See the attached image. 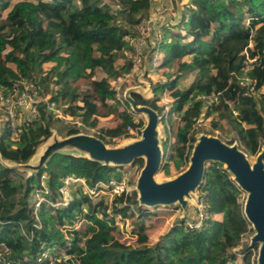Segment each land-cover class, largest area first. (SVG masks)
<instances>
[{
  "label": "trees",
  "instance_id": "obj_1",
  "mask_svg": "<svg viewBox=\"0 0 264 264\" xmlns=\"http://www.w3.org/2000/svg\"><path fill=\"white\" fill-rule=\"evenodd\" d=\"M151 8L152 0H19L12 5L0 0V82L6 87L18 79L32 82L40 98L54 102L63 117L78 118L94 128L104 144L129 137L127 126L139 127L140 122L127 110L129 102L118 99L112 80L131 71L133 60L124 51ZM4 10H8L5 16ZM162 29L157 70L168 69L169 73L166 78L156 75L151 95L130 89L129 97L159 116L166 138H170L166 158L175 167L187 163L196 142L193 125L201 115L209 118L212 113L217 116L212 128L224 121L246 151L257 154L264 144V61L262 69L253 67L247 72L255 81L254 91L252 81L242 84L238 76L245 73L246 53L249 57L264 54V0H186L178 21ZM119 60L120 66L116 64ZM46 63L50 66L43 70ZM97 70L105 76L96 77ZM188 72L193 73L190 82L175 90ZM165 89L175 90L168 110L160 104ZM213 94L217 102L204 106L200 95ZM172 115L181 121L173 134L167 125ZM108 116L117 123L99 126L100 119ZM53 117L40 101L35 118L21 114L16 132L7 121L3 123L0 264L235 262L234 249L252 230L239 201L240 187L221 162L213 161L204 168L197 187L199 200L209 213L200 227H189L181 216L155 242L126 244L118 237L115 216L127 219L136 214L133 223L140 228L143 241L145 221L155 212L138 204L136 190L111 195L109 204L91 197L98 191L108 192L104 185L110 181H120L122 166L54 151L25 176L22 168L13 167L31 164L39 157L40 147L62 134L60 129H52ZM76 134L79 130L72 126L62 137ZM143 165L144 158L137 157L130 169ZM162 172H168L167 163ZM68 176L84 183L68 186V201L63 205L60 188ZM216 214L221 218H213ZM255 248L256 244L243 247V264H253Z\"/></svg>",
  "mask_w": 264,
  "mask_h": 264
},
{
  "label": "rangeland",
  "instance_id": "obj_2",
  "mask_svg": "<svg viewBox=\"0 0 264 264\" xmlns=\"http://www.w3.org/2000/svg\"><path fill=\"white\" fill-rule=\"evenodd\" d=\"M10 1V5H12L14 2H17L19 0H9ZM185 2L183 0H152V8H151V12L149 17H145V19L149 18L146 23H143L142 25H139L137 27V31L138 34L131 40H129V49L124 51V54L131 58L133 60L134 66L132 67L131 71L127 74L122 75L120 78L116 79V80H112L113 82V86L116 90V96H119L120 98H123V93L128 89V88H132V89H138V90H144V92H148L149 95H151L149 92L151 87L150 85L153 84L156 80H157V74L158 76L160 75V77H164L166 78L167 74L169 73L168 69H163V71L161 70H157V68L151 67L152 65H150V63L148 62V60L146 58H148V48L150 45V40H153V37L155 35V31L153 30V28L156 27V25L160 26L159 20L160 21H166V20H171L170 18H172L174 20V22L178 21V18H176V16L173 14L175 13L178 8L180 7V5L182 4V2ZM108 2L112 3V0H108ZM8 10H4L2 12V15L5 16ZM156 23V24H155ZM148 28V30H147ZM159 28V27H158ZM163 30V29H162ZM143 39L145 41L142 42L140 44V50L142 53H139L137 50H135V46L138 45V41L137 40H141ZM257 52H260V49L257 50ZM261 54V60L259 63L257 62L256 65L254 67H256V69H262V66H260V64L263 65V61H264V54ZM260 54H258L260 56ZM140 57L141 61L137 63V58ZM179 61H177L178 63ZM116 64L118 66L121 65V60L117 61ZM48 66L46 64L43 65V70H47ZM148 71V72H147ZM248 71L250 70H245L244 74H242V76L240 77L241 80H243L245 83L249 82L251 80H253V78L247 74ZM101 76H105L104 73H101L100 70L96 71V77H101ZM193 76V73L188 72L185 75H183L180 79H179V83L176 86L177 88L175 90H180L182 89V87L186 86L191 78ZM243 77V78H242ZM247 78V79H245ZM84 81H80V83L82 84ZM175 90H168L165 92L166 95V99H163V95H162V100L160 101V104L164 105L165 110H168L170 108V104L172 103L175 94L173 92H175ZM201 96V95H200ZM128 111L131 112L132 116L134 117V120L136 122H140V126L138 127V133L136 135H131L129 137H119V138H115L111 141L108 142V144L106 145V149L109 153L116 151V150H120V149H126L128 147L131 146H136L139 144L143 143V136H142V131L146 126V122L149 123V115H145L143 113H139V112H135L133 111L131 108H127ZM60 111V110H59ZM61 112V111H60ZM101 112L103 113L104 111L101 110ZM25 114V113H24ZM0 115L2 120L0 121V133L2 130V126L4 121V115L1 114L0 111ZM54 116V115H53ZM174 116L173 118H169V120L167 121V125H168V130L171 134H173L175 132V130L177 129V127L181 124V121L179 120L177 115H172ZM21 117V115H20ZM55 118H59L60 121L55 120ZM158 118V128H157V139H158V143L156 144V141L153 139L154 141V145H157L162 153V157H161V162L159 165L158 170L156 171V173L153 175V181L156 185H161L163 183H167L170 181H173L174 179H176L178 176H180L189 166L190 164V157L187 163L180 165L179 167H175L174 165V161L168 160L165 156V152L166 149L169 147L170 145V138H166L167 136V131L164 130L163 132V128L161 126V121H159V116ZM166 117L163 118V122L164 125L166 126ZM217 116L215 113H212L211 116L209 118H205L202 115L199 117L198 121L193 125L194 127H196V142L195 144L198 142L200 136L204 135V136H214L219 138L221 141H223L224 143H226L227 145L230 146H236L240 151H242L245 156L246 159L248 160V163L250 165L254 164L257 159L259 158L263 164L264 167V144L261 148V150L255 154H249L246 149L244 148V146L242 145V143L240 142V140L238 139L235 131L233 129H230L229 126L227 125V123H225L224 121H222L221 123H219V125L217 127H213L212 128V120H216ZM169 121H172V123H170ZM52 129L56 130V129H60V131L64 132V130L66 128L75 126L78 130H79V134H87V135H91V136H95L96 130L94 128L88 127L86 125H84L80 119L72 117V118H68L67 116L64 115V117H59V116H54L52 119ZM2 123V125H1ZM99 126H113L114 125V119L112 117H109L106 121L103 119H100L99 121ZM63 132L60 136L55 137L56 139H62V135ZM164 134V136H163ZM55 136V135H54ZM98 138V137H97ZM51 142V141H49ZM49 142L45 143L43 145V147H40L38 149L37 153H40V151L42 150V148L45 147V145L49 144ZM228 142H231V144H228ZM194 144V145H195ZM58 152H63V153H71V154H75V155H83L86 156L88 158L100 161L101 163L104 164H112V165H119L122 166L125 170L123 172H121V176H124L126 178V185L128 187V189L130 190H136V185H137V180L140 174V171L142 168L135 166L133 168L130 169V160H119V161H115L116 163H114L112 160H108L106 159L103 151L101 150V148L99 147V145L94 142V141H75L72 143H67L64 145H60L57 146L55 148ZM192 154V151H191ZM190 154V156H191ZM144 157V159L147 160V156L146 155H142ZM38 157V155H37ZM34 157L33 161L31 164H36L38 162L39 157ZM37 159V160H36ZM215 161L214 159H207L204 162V168L207 167L211 162ZM164 163L168 164V172H162V165ZM223 166L227 169V164L224 163ZM23 170H21L20 172H24L23 176L29 174L27 172H32L31 169L27 168H22ZM232 178L235 180V174L233 171L227 169ZM26 173V174H25ZM22 176V177H23ZM202 180V179H201ZM237 183V182H236ZM240 187V186H239ZM75 186L73 187L74 190ZM241 193L239 195V201L242 203L243 207H244V203L245 200L247 199V196L249 195V192L244 190L243 188L240 187ZM105 191V190H104ZM198 191H197V186L188 193L187 196L183 197L185 200L184 205L182 206L179 201H175L172 202L170 204L168 203H160L157 205H162L159 208H156V205H149V204H145V203H140L138 198V204L142 205L143 207H155L156 209L151 210L153 212H155V214L152 217H149L146 221H145V226H144V231L142 230V236H145L146 239H144L143 241H141L140 236H139V232H140V228L137 226H134V218L136 216V214H134V217L132 218H122L119 216H115V221H116V225L118 227L117 232H118V237L121 241H123L126 244H132V245H137V244H141V243H153L155 242L159 236L161 234H163L164 232H166L171 226H173L175 224L176 221H178V218H180L181 216V211H184L185 213L182 214V218H186L188 222H193L194 218L196 217V213H197V207L200 204V200L198 197ZM31 197V196H30ZM91 197L94 198L95 201H98L99 198L103 199L105 202H107V204H109V198L111 197V194L108 192H95L93 194H91ZM32 199V197H31ZM30 201V200H29ZM135 208V206H133ZM132 208V209H134ZM135 212V211H134ZM180 216V217H179ZM188 216V217H187ZM82 221V220H81ZM78 224H80V222ZM250 223V228H251V232L245 234L242 237L241 240V244L236 247L234 250L236 251L237 254V259L235 260V262L233 264H243L242 261V256H243V247L245 245H252V244H256L257 248L252 250V256H251V260L253 264H257L258 263V251L259 248L262 244V241H258V242H253V237L254 235L257 233V230L254 228L253 224L251 222ZM84 224V223H83ZM80 226V225H79ZM82 226V225H81ZM60 264H68L65 261H60ZM74 264V263H71Z\"/></svg>",
  "mask_w": 264,
  "mask_h": 264
},
{
  "label": "water",
  "instance_id": "obj_3",
  "mask_svg": "<svg viewBox=\"0 0 264 264\" xmlns=\"http://www.w3.org/2000/svg\"><path fill=\"white\" fill-rule=\"evenodd\" d=\"M130 90L124 94V99L127 100L131 109L135 112H143L149 115V123H146L142 131L143 143L134 145L126 149H120L109 153L106 145L97 137L87 134H76L62 139H56L45 147L43 153L39 156L36 164H17L15 168H39L44 160L60 145L72 143L75 141H94L103 151L106 159L115 161L132 160L137 157L147 156L144 159V165L140 171L137 180V193L139 202L157 205L160 203H172L179 201L183 206L187 196L196 186L198 187L203 177L204 162L207 159H214L222 164H227V169L235 174V181L244 190L249 192L245 200L243 213L248 222H251L257 233L253 237V242L262 241L258 251V263L264 264V167L261 160L250 165L245 154L236 146H230L214 136H200L198 142L192 149L190 156V164L187 169L173 181L156 185L153 181V175L159 168L162 153L157 145H154L153 139L158 143L156 137L158 115L147 106H137L136 103L129 97ZM144 158V157H143Z\"/></svg>",
  "mask_w": 264,
  "mask_h": 264
},
{
  "label": "built area",
  "instance_id": "obj_4",
  "mask_svg": "<svg viewBox=\"0 0 264 264\" xmlns=\"http://www.w3.org/2000/svg\"><path fill=\"white\" fill-rule=\"evenodd\" d=\"M148 19L149 18L142 19L140 21L139 25L146 23V21ZM139 25H137V27ZM162 27H163V24L160 23V26L157 25L155 28H153V30L155 31V35L153 37V40L152 41L150 40V45H149V48L147 50L148 58H146V59L147 60L149 59L148 62L150 63V65H152L151 67H153L154 70H155V68H157V66L159 64V60H160V50H159L158 43L160 41V34L162 31ZM147 30H148V28H147ZM137 41L139 43L134 48H135V50H137L139 52L140 44L142 42L145 43V41L143 39L137 40ZM139 53H142V52L140 51ZM246 56H247V61H246L245 67H244V71L252 69L256 65L257 62L259 63V55L255 56V57H249L248 54L246 53ZM140 61H141V58L138 57L137 63ZM134 64L135 63H133V66H134ZM241 76L242 75L238 76V79H239L240 83H242V84L247 85L252 81L251 80V81L245 83L243 80H241V78H240ZM245 79H247V78H245ZM250 89H251V91L255 90V81H252V85H251ZM166 91H168V89H165L163 92V99L164 100L166 99V95H165ZM117 97L120 101H122L123 98H120L119 96H117ZM199 98L202 100V103L204 106L211 105V104L217 102V95L216 94L201 95ZM40 101L45 102L46 109L48 111H50L54 116H59V117L63 118V116L61 115V112L56 107L54 102L48 101L46 97H42V98L39 97L38 90L32 82H30L26 79H18V80H15L10 87H6L5 85H3L0 82V111H1V114L4 115V121L8 122V126L14 132H16V130L19 126V118H20V115L22 113H25L29 119H33L36 117L37 104ZM233 113L236 114V111L234 110ZM66 116L68 118H72V116H69V115H66ZM133 119H134V117H133ZM136 123H138V122H136ZM127 132L131 135H136L138 133V127L127 126ZM117 138H119V137H117ZM167 152H168V150L166 149V152L164 153L165 156H166ZM74 183H84V181L80 178H76V177H72V176H68L64 179V186L60 188V190L62 192V199L59 202L61 204L65 205L67 203L68 197H69L68 186H70ZM42 184H43V177H42ZM104 186L109 189V193L111 195H119L122 192L127 193L129 191V189L126 185V178L124 176H121L120 181L116 182V181L112 180L108 184H105ZM88 191L90 193L93 192L92 190H89V189H88ZM37 196H39V195H37ZM40 200H42V198H40ZM196 214L197 215L194 218L193 222H191V223L188 221L186 222V224L189 227H193V228L200 227L202 225V221L209 216L208 211L205 209V207L201 201H200L199 206L197 207V213Z\"/></svg>",
  "mask_w": 264,
  "mask_h": 264
},
{
  "label": "crops",
  "instance_id": "obj_5",
  "mask_svg": "<svg viewBox=\"0 0 264 264\" xmlns=\"http://www.w3.org/2000/svg\"><path fill=\"white\" fill-rule=\"evenodd\" d=\"M183 1H186V0H183ZM182 2V1H181ZM183 3V2H182ZM182 5V4H181ZM181 5H180V7L178 8V10L175 12V13H173L175 16H176V18L175 19H179V16H180V12H181ZM171 20H166V21H160L159 20V23H162L163 24V27H165V26H173L176 22H174V20L172 19V18H170ZM156 24V23H155ZM157 26V25H156ZM46 65L49 67L50 66V63H46ZM130 89H132V88H128L126 91H128V90H130ZM125 91V92H126ZM140 91H142L143 92V94H146V95H149V93L147 92H144V90L142 89V90H140ZM125 92L123 93V99H124V94H125ZM150 92V91H149ZM137 106H141V105H137ZM129 108H131V106H130V104H129ZM139 113H143V112H139ZM143 114H145V113H143ZM146 115V114H145ZM110 116H108V117H104L103 118V120H107L108 118H109ZM2 120V118H1V115H0V121ZM117 122L114 120V125L116 124ZM147 123V122H146ZM158 124H160V123H157V128H158ZM1 125H2V123H1ZM113 125V126H114ZM161 126H162V128H163V125L161 124ZM112 127V126H111ZM163 132H164V128H163ZM163 136H164V134H163ZM54 138V136L52 137V139ZM52 141V140H51ZM50 143V142H49ZM48 145V144H47ZM47 145H45V147L47 146ZM45 147L44 148H42V150L40 151L41 153H40V155L43 153V151L45 150ZM39 155V156H40ZM162 206V205H161ZM160 205H156L155 207L156 208H159V207H161ZM155 207H147L149 210H154V209H156ZM185 212L184 211H181V215L180 216H182V214H184ZM179 216V217H180ZM188 217V216H187ZM213 218H215V219H220L221 218V216L220 215H218V214H216V215H214L213 216Z\"/></svg>",
  "mask_w": 264,
  "mask_h": 264
}]
</instances>
